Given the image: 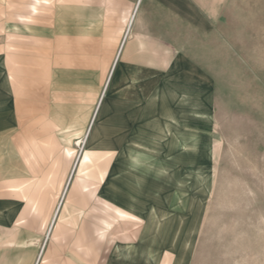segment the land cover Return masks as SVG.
Here are the masks:
<instances>
[{
	"label": "rangeland",
	"instance_id": "rangeland-1",
	"mask_svg": "<svg viewBox=\"0 0 264 264\" xmlns=\"http://www.w3.org/2000/svg\"><path fill=\"white\" fill-rule=\"evenodd\" d=\"M190 1L206 23L188 24L179 10L153 3L135 27L139 40H129L136 67L168 87L162 103L144 96L136 110L161 111L166 132L127 130L142 140L115 146L104 131L119 126L105 113L119 89L110 91L112 68L134 6L0 0L10 95L23 92L25 100L24 118L14 102L8 161H0V185L13 201L24 194L25 214L0 228V264H48L45 248L60 223L87 225L90 251L103 259L112 250L133 259L120 264H264V0ZM65 4L72 17L61 37L56 11ZM90 30L100 37L84 36ZM183 56L192 71L179 67ZM78 64L82 86H60ZM142 84L145 93L150 83ZM49 192L55 209L34 198Z\"/></svg>",
	"mask_w": 264,
	"mask_h": 264
},
{
	"label": "crops",
	"instance_id": "crops-1",
	"mask_svg": "<svg viewBox=\"0 0 264 264\" xmlns=\"http://www.w3.org/2000/svg\"><path fill=\"white\" fill-rule=\"evenodd\" d=\"M104 3H96L98 5H114L117 4V0H104ZM120 2L118 5L122 7H132L134 6L133 20L132 24L127 31L126 37L122 40L118 51H117V58H115L112 69H115L117 66V74L114 76V90H110L111 92L118 89L116 94L114 95V100L111 103L110 109L108 112L105 113V116L111 120L116 126H119V129L112 128L111 130L107 129L104 131L106 133H110L115 135V146H120L122 141L128 140H139L141 141V137H137L135 135H131L128 131H132L133 133L144 134L148 131H144L142 127L149 128L153 130L151 134H164L165 127L167 124H164L163 119L164 116L161 114L160 111H150L147 112H137V103L142 101L144 96H146L147 102L151 104H159L162 103V96L160 94L161 88H168L166 84H161V79L157 77L153 78V76L149 77L148 70L144 68L136 67V59L132 57V50L129 48V40L134 38L139 40V36H136L135 27L142 24L144 21V10L143 8L146 6H150L153 3H156L162 7L171 8L172 10H179L178 13L181 14L183 17V21L188 24H195V23H206V19L200 16L199 14H195L193 8V4L190 0H119ZM72 5V4H71ZM69 4H65L60 9L56 11V17H61L60 21L55 22V27L58 30V36L66 37L68 35V23L71 22L72 17V6ZM137 8V9H136ZM135 12V13H134ZM89 13H87L88 15ZM131 16V15H130ZM70 18V19H69ZM130 18V17H129ZM98 20V19H96ZM129 20V19H128ZM101 32L98 30H90L84 36L97 38L100 37ZM39 48L34 47L33 50ZM2 45L0 43V136H1V146H0V161L5 160L8 161L9 156V146H8V134H9V127L11 124V119L14 116V102H16L17 108V118H24V93L18 91L16 96V100L14 97L10 95V87L11 82L8 77L7 72V59L6 56L2 54ZM37 53L34 52L33 59H32V66H33V74L40 73L36 69L38 63L41 64V59L36 56ZM179 59V58H178ZM176 59L179 62V60ZM18 61V72L20 74V80L24 81V73H25V56L24 53H18L17 57ZM175 61V60H173ZM182 62V63H181ZM79 63V62H78ZM174 63V62H173ZM183 67V71H192L193 63L188 60L186 57L180 58L179 67ZM65 67L68 66L67 59H65ZM176 64H174L175 67ZM71 67L73 68V63L71 61ZM176 70L178 69L175 67ZM78 71H82V68L79 67V64L76 65V72L73 74L72 71L66 74L61 78L60 86L66 87L68 83H72L73 81L80 83V86L83 84V80L81 77H77L76 74ZM22 75V78H21ZM78 79H76L75 77ZM40 76V75H39ZM79 76V75H78ZM82 76V75H80ZM120 77V78H119ZM119 79V80H118ZM168 80V79H167ZM150 83L147 84L149 86L148 91L144 93L142 89H140L143 84L142 83ZM17 86H24V82L16 84ZM151 88V89H150ZM168 101V99H167ZM152 108V107H151ZM84 113V117L86 118L87 110L82 108ZM19 112L22 115H19ZM78 117V116H77ZM168 117V116H167ZM128 130V131H127ZM67 132V130L65 131ZM139 136V135H138ZM6 140V142H5ZM7 166V163H6ZM3 175H0V184L3 183ZM18 195L15 197V201H13L6 190L0 185V228L7 229L9 224H13L14 222L18 221L21 216L25 214V202H24V194L17 193ZM35 199H45V203L49 208L56 207V194L54 192H49L44 194L43 197L36 196ZM121 198V197H120ZM71 204V203H70ZM70 206H67V210H70ZM71 226L67 223H60V227L58 230L54 228L52 232L56 231L55 236L58 237L53 238L51 242L46 245L44 257L45 261L48 264H106V261L109 264H120L122 261L131 263L133 259L131 258H123L121 260V256L112 250V256L107 258H101L100 252L97 251L96 253H92L90 251V239L88 234V226L83 224H76L75 228H70ZM75 231V233L65 234L64 238H60V232L68 231V230ZM51 232V231H50ZM53 237V234H51ZM1 242L3 241V237H1ZM3 245V244H2ZM112 247V244L109 245Z\"/></svg>",
	"mask_w": 264,
	"mask_h": 264
},
{
	"label": "bare ground",
	"instance_id": "bare-ground-1",
	"mask_svg": "<svg viewBox=\"0 0 264 264\" xmlns=\"http://www.w3.org/2000/svg\"><path fill=\"white\" fill-rule=\"evenodd\" d=\"M137 9V8H136ZM135 13V12H134ZM132 20H133V14H131V16H130V18H129V20H128V22H127V31L129 30V28H130V26H131V24H132ZM126 32V31H125ZM128 33V32H127ZM118 55V54H117ZM116 58H117V56H116ZM116 62V61H115ZM109 78V77H108ZM115 88H114V78L112 79V81H111V84H110V90L112 91V90H114ZM90 123V122H89ZM88 129V128H87ZM82 140H79L78 141V143H80ZM77 144V143H76ZM70 181V180H69ZM66 188V187H65ZM66 190V189H65ZM64 193V192H63ZM61 203V202H60ZM57 210H58V207H57V209L55 210V212H54V214H53V216L51 217V221H50V223H49V225H48V227H47V230H46V237H48L49 236V233H50V231H51V229L53 228V224H54V221H55V218H56V214H57ZM47 239V238H46ZM44 245V244H43ZM43 246L40 248V251H43ZM41 253V252H40ZM39 256H40V254H39ZM40 259V258H39ZM35 264V263H34Z\"/></svg>",
	"mask_w": 264,
	"mask_h": 264
}]
</instances>
